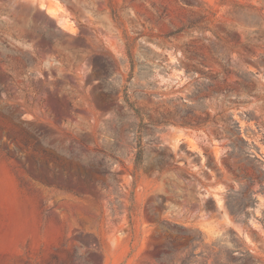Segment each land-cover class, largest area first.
Instances as JSON below:
<instances>
[{
  "label": "rangeland",
  "instance_id": "rangeland-1",
  "mask_svg": "<svg viewBox=\"0 0 264 264\" xmlns=\"http://www.w3.org/2000/svg\"><path fill=\"white\" fill-rule=\"evenodd\" d=\"M0 264H264V0H0Z\"/></svg>",
  "mask_w": 264,
  "mask_h": 264
}]
</instances>
